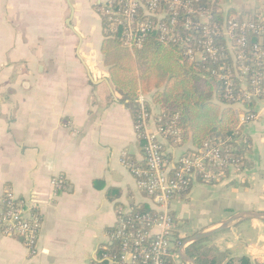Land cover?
<instances>
[{"label": "crops", "instance_id": "1", "mask_svg": "<svg viewBox=\"0 0 264 264\" xmlns=\"http://www.w3.org/2000/svg\"><path fill=\"white\" fill-rule=\"evenodd\" d=\"M105 1L0 0V204L12 190L41 217L33 251L0 228V264H95L118 209L144 200L121 163L123 152L137 160L141 153L129 106L102 61L96 7ZM211 2L224 16L255 15L264 24V0ZM253 110L257 118L241 125L251 142L243 180L228 171L223 182L192 184L173 201L182 236L238 211L264 210V99ZM197 189L205 210L192 217ZM202 241L222 262L245 256L264 264V221L245 220Z\"/></svg>", "mask_w": 264, "mask_h": 264}, {"label": "built area", "instance_id": "2", "mask_svg": "<svg viewBox=\"0 0 264 264\" xmlns=\"http://www.w3.org/2000/svg\"><path fill=\"white\" fill-rule=\"evenodd\" d=\"M100 13L130 50L141 47L144 37L155 32L162 41L176 42L189 63L204 65L220 60L212 79L220 83L228 103H244L264 94V24L258 18L228 16L217 22L204 0H107ZM251 35L258 40H251ZM158 114L152 106H146L143 95L138 97L134 129L137 141L142 143L141 159L135 161L124 152L121 155L122 165L142 193V203L155 214L129 218L127 223L137 220L140 228L130 243L123 237L118 259L102 255L108 264H165L167 256L172 261L179 259L174 243L173 201L182 191L188 192L197 178L207 184L217 182L226 171L236 170L242 163L241 158L223 153V142L206 141L197 150L186 151L179 114ZM248 115L246 119L252 118ZM239 120L242 125L244 116ZM51 183L58 188L63 185L57 179ZM2 200L6 210L0 212V226L6 234L23 237L33 251L40 216L24 208L11 191H6ZM128 209L120 207L118 212L126 213ZM118 235L124 236L123 226L108 236L111 239Z\"/></svg>", "mask_w": 264, "mask_h": 264}, {"label": "trees", "instance_id": "3", "mask_svg": "<svg viewBox=\"0 0 264 264\" xmlns=\"http://www.w3.org/2000/svg\"><path fill=\"white\" fill-rule=\"evenodd\" d=\"M204 3L205 6L212 8L214 21L220 22L223 18L232 16L231 14L222 15L211 0H204ZM101 6L102 4H97L96 8L101 19L103 35L101 45L103 65L108 68L111 84L116 91L122 94L133 119L136 118L138 112V97L143 95L148 108L152 105L159 107L158 115L169 117L175 113L179 114L178 125L182 132L181 136L186 151L197 150L206 141L223 142V153L230 158H241L243 165L248 168L249 160L245 155L250 153L249 137H245L242 145L233 143V140L239 137L243 130L239 120V114L243 112L239 111L236 114L231 109H225L219 117V107L209 102L214 88L204 76L212 78V71L217 69L219 63L222 62L217 60L215 63L208 62L204 65L189 63L183 58L181 49L176 42L162 41L155 32L144 37L141 47L130 50L108 27V20L100 13ZM235 17L243 18V16ZM251 19L257 20V17L254 15ZM250 38L253 41L258 40L253 35ZM216 83L217 97L224 102H230L222 96L220 83ZM263 96L264 94L244 101L245 107L250 109L249 114L253 113L252 110L257 100L263 99ZM242 125L244 126V124ZM138 147L141 153V142H138ZM128 157L136 161L135 157ZM140 163L143 164V161ZM227 173L228 171L225 172V175ZM198 183L207 184L197 178L193 184ZM214 183L216 182L208 184ZM186 192L182 191L181 196ZM0 207L5 212L6 204L3 200ZM143 213L155 214L146 203L142 202H131L126 213L117 212V219L119 217L120 220L106 228V231L108 235H112L119 229V226H123L124 236L118 235L111 238L109 243L102 244L98 250L95 264L108 262V259L102 256L103 254H109L118 259L123 237H127V241L130 243L140 228L137 220L133 223H127V221L129 218ZM174 222L177 224L176 218H174ZM177 233V231L174 232L176 251L179 244L185 239L178 237ZM14 236L23 238L19 235ZM201 242V240L195 241L186 248L187 253L195 258L197 264H251L245 256L228 258L222 262L224 257L218 253H212L209 250L200 251ZM172 262V259L167 256L165 264H173Z\"/></svg>", "mask_w": 264, "mask_h": 264}, {"label": "water", "instance_id": "4", "mask_svg": "<svg viewBox=\"0 0 264 264\" xmlns=\"http://www.w3.org/2000/svg\"><path fill=\"white\" fill-rule=\"evenodd\" d=\"M71 29L73 30L72 27H71ZM76 35L78 36V38H80L77 33H76ZM89 77L91 78L90 74H89ZM204 77L207 78L211 82V84L213 85L214 90H213V94H212V97L209 100V102L213 103L219 107V110H220L219 117H221L222 112L225 109H231L236 114H238L239 111L243 112V113H250V109L246 108L244 103L241 101L227 103V102L220 100L217 97V83L212 78H209L206 76H204ZM103 81L110 88L108 79H103ZM244 135H245V132H242L239 137H237L236 139L233 140V143H236L238 145H242ZM253 219L264 221V210L263 211L242 210V211L232 213L231 215H229L225 219L219 221L218 223H216L212 226H209L207 228H203L201 230H198V231L194 232L192 235L185 238L183 240V242L180 244L179 248L177 249V253H178L179 257L184 262H186L187 264H197L195 261V258L191 257L187 253V251H186L187 245H190L191 243H193L195 241L211 237L214 234L221 232V231H224L230 227H233V226H235V225H237V224H239L245 220H253Z\"/></svg>", "mask_w": 264, "mask_h": 264}, {"label": "rangeland", "instance_id": "5", "mask_svg": "<svg viewBox=\"0 0 264 264\" xmlns=\"http://www.w3.org/2000/svg\"><path fill=\"white\" fill-rule=\"evenodd\" d=\"M249 18H251V17H249ZM263 43H264V40H263ZM263 99H264V96H263ZM262 100V99H261ZM257 101H260V100H257ZM252 114V118H250V119H246V117H248L249 115H242V116H244V118H245V120L243 121V123L242 124H246L247 122L249 123V122H251V121H253V120H255L256 118H257V114H255V113H251ZM245 169H247V167H245L244 165H243V163H240V165L236 168V170H230L229 172H231L232 174H234V175H232V176H237L236 178H238L239 180H243V172H244V170ZM230 174V173H229ZM229 174H226L225 176H223V178H220V180L219 181H217V182H223L224 180H225V178L227 177V175H229ZM7 192L8 191H11L13 194H14V192L12 191V190H6ZM190 191V190H189ZM189 192H187V193H185L184 195H182V196H178V198H182V197H184V196H186L187 197V194H188ZM15 195V194H14ZM199 195V196H198ZM203 197H205V192H200V189H197L196 190V193H195V196H194V201H193V203H192V208H191V210L190 211H192V217L194 216V215H196L197 216V211H200L201 209H203V210H205V200H203L204 198ZM177 198V199H178ZM176 199V200H177ZM193 210H194V212H193ZM41 218V217H40ZM41 224V223H40ZM0 228L3 230V228H2V226H0ZM180 228H179V226H178V223L177 224H175V231H177L178 233V237H181V238H187L188 236H190V235H192V233L191 232H189V233H185L183 236L180 234V232H182L181 230H179ZM3 232H4V230H3ZM5 233V232H4ZM6 234V233H5ZM202 240H204V239H201V241ZM183 242V241H182ZM181 242V243H182ZM205 241H202V243H200V244H202V246L201 247H199V250L200 251H204L205 252V250H207V249H212L213 250V248L210 246V244L209 243H204ZM180 243V244H181ZM180 244H179V246H180ZM203 244H205V245H203ZM188 246L189 245H187L186 246V248H188ZM203 246H204V249H203ZM179 248V247H178ZM29 250H32V249H30V248H28ZM179 260H180V258H179ZM181 264H187L186 262L184 263L183 261H182V259H181V262H180Z\"/></svg>", "mask_w": 264, "mask_h": 264}]
</instances>
